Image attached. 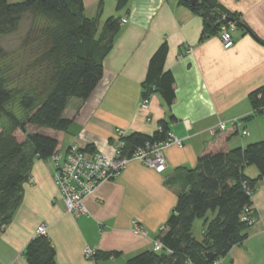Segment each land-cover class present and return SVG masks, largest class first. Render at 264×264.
I'll return each mask as SVG.
<instances>
[{"label": "crops", "instance_id": "1", "mask_svg": "<svg viewBox=\"0 0 264 264\" xmlns=\"http://www.w3.org/2000/svg\"><path fill=\"white\" fill-rule=\"evenodd\" d=\"M216 1L223 10L236 13L253 35L236 28L233 46L224 49L217 31L201 37L204 17L179 0H128L120 9L116 0H83L85 14L97 18L99 28L109 15L126 21L114 37L91 94L83 100L71 98L63 111L71 121L67 130L44 132L58 139L59 150L77 144L110 157L116 128L151 133L165 121L168 132L183 145L164 150L162 172L138 160L128 162L117 177L84 198L88 214L77 218L63 208L52 165L35 159L22 184L20 204L0 226V264H27L22 251L40 224H45L55 248L56 264H123L151 249L164 231L178 193L187 186L185 170L193 168L198 157L264 139V114L245 122L247 136L230 124L231 119L253 112L249 95L264 85V0ZM163 43L167 46L164 69L174 77L176 99L167 105L155 92L141 108L149 59ZM188 48L191 52L185 55ZM220 122L225 129L218 128ZM253 168L246 166L244 172L255 178ZM251 199L254 222L246 238L222 258L224 264H264V179L257 182ZM214 214L209 211L194 220L191 233L201 227L196 236L192 234L196 239L203 238L206 221ZM132 220L144 226L146 235L131 231ZM84 247L119 255L86 258Z\"/></svg>", "mask_w": 264, "mask_h": 264}, {"label": "trees", "instance_id": "2", "mask_svg": "<svg viewBox=\"0 0 264 264\" xmlns=\"http://www.w3.org/2000/svg\"><path fill=\"white\" fill-rule=\"evenodd\" d=\"M127 2L116 0V9ZM179 3L204 17L203 38L219 32L226 19L245 31L237 14L223 10L216 0ZM26 14L32 20L21 47L34 53L24 71L25 76L32 71L34 78L29 83L22 82L21 75L9 78L7 53L0 48V117L6 120L0 124V226L20 204L22 184L34 160L46 159L57 150L58 139L44 131L67 130L71 121L63 111L71 98L83 100L91 94L121 27L119 16L110 15L99 28L97 18L85 14L83 0H0V36L15 31ZM166 54L163 43L151 55L142 97L148 99L159 92L171 105L176 99L175 80L171 71L164 69ZM249 97L253 112L244 116V121L264 114V85ZM29 126L35 130H28ZM168 133L165 121L151 133L129 132L124 138L126 148L162 142ZM85 150L90 151L88 147ZM250 165L257 169L255 178L244 172ZM185 179L187 186L178 193L165 229L157 237L163 248L143 250L123 264H212L244 240L250 225L241 220V214L248 209L253 218L252 191L264 179V140L204 153L193 168L185 170ZM209 211L215 212L214 217L206 221L203 238L198 240L191 233L192 224ZM209 251L214 253L211 261L205 257ZM22 254L27 264H56L55 248L46 235L35 234ZM118 255L96 251L91 258L106 260Z\"/></svg>", "mask_w": 264, "mask_h": 264}, {"label": "built area", "instance_id": "3", "mask_svg": "<svg viewBox=\"0 0 264 264\" xmlns=\"http://www.w3.org/2000/svg\"><path fill=\"white\" fill-rule=\"evenodd\" d=\"M223 19L225 15L221 16ZM122 19V22H125ZM237 28L234 20H229L220 26L218 32L222 47L229 49L233 46V31ZM191 49L185 51L189 54ZM147 100L142 99L141 108L147 107ZM150 117L146 118L148 122ZM230 124L237 129L241 136H247L248 131L245 121L242 118H233ZM219 129H225V124L220 122ZM115 141L113 143L112 156L107 157L100 152H88L84 147L77 144H70L65 150L57 149L43 161L50 163L53 167L52 180L58 190L65 212L77 218L88 214V209L83 200L92 194L95 189L104 181L113 179L119 175L128 162L138 160L145 166L156 172H162L166 167L164 150L171 145L182 147L183 141L175 135L168 133L167 138L162 142L146 143L143 146H136L132 150H127L124 140L127 131L121 128L115 129ZM248 209L241 214V220L251 224V217ZM131 231L134 234L146 235L147 231L138 221H131ZM35 234L46 235L45 224H40L35 230ZM163 248L162 242L156 238L152 242V249L158 251ZM83 252L86 258H91L94 251L89 247H84ZM212 264H224L222 258H217Z\"/></svg>", "mask_w": 264, "mask_h": 264}, {"label": "rangeland", "instance_id": "4", "mask_svg": "<svg viewBox=\"0 0 264 264\" xmlns=\"http://www.w3.org/2000/svg\"><path fill=\"white\" fill-rule=\"evenodd\" d=\"M15 1H20V0H15ZM106 5L108 7L109 1L106 3ZM116 12H117L116 14L119 13L118 11ZM103 18L104 20L103 19L102 20L104 22L106 17H103ZM31 20H32L31 15H28V14L24 15L15 31L0 36V48L4 49L5 52L7 53L5 61L7 62V66H8L7 72H8L9 78H14L16 76L21 75L23 76L21 80L25 84L29 83V81L34 78L32 75V71H30L29 74H27L26 76L24 74L25 68L29 67V64L33 60L34 53L31 52L29 47L25 49L21 47L23 43V39L25 38L26 32L29 29ZM120 22L123 23L122 21ZM242 119H245V118L242 117ZM245 121H248V119H246ZM5 123H6V120L3 117H0V124H5ZM28 130L33 131L35 130V128L29 126ZM245 222L247 223V221ZM253 222H254V218L251 219V224L249 225H252ZM199 231H201V227L195 228V230L193 229L192 234L196 236V234H198Z\"/></svg>", "mask_w": 264, "mask_h": 264}, {"label": "water", "instance_id": "5", "mask_svg": "<svg viewBox=\"0 0 264 264\" xmlns=\"http://www.w3.org/2000/svg\"><path fill=\"white\" fill-rule=\"evenodd\" d=\"M188 1L190 4H195L196 0H186ZM227 21H229L230 19H226ZM244 30H246L250 35H253L252 32L249 30V28L243 24L240 25ZM205 257L208 261H211L214 257V253L209 251L207 253H205Z\"/></svg>", "mask_w": 264, "mask_h": 264}]
</instances>
